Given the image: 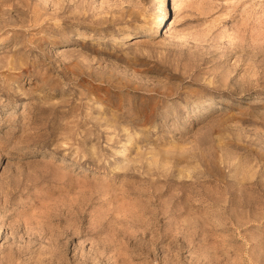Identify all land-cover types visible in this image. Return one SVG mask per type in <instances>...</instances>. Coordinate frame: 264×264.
Returning <instances> with one entry per match:
<instances>
[{"label": "rangeland", "instance_id": "obj_1", "mask_svg": "<svg viewBox=\"0 0 264 264\" xmlns=\"http://www.w3.org/2000/svg\"><path fill=\"white\" fill-rule=\"evenodd\" d=\"M166 1L0 0V264H264V0Z\"/></svg>", "mask_w": 264, "mask_h": 264}, {"label": "bare ground", "instance_id": "obj_2", "mask_svg": "<svg viewBox=\"0 0 264 264\" xmlns=\"http://www.w3.org/2000/svg\"><path fill=\"white\" fill-rule=\"evenodd\" d=\"M176 5H177V0H167L166 2H164V8L159 11V15L156 17V23L161 22L164 19V17L167 16V14H170L171 12L174 13L176 9ZM131 41H134V43H147L148 42L147 36L138 37V38L132 39Z\"/></svg>", "mask_w": 264, "mask_h": 264}]
</instances>
